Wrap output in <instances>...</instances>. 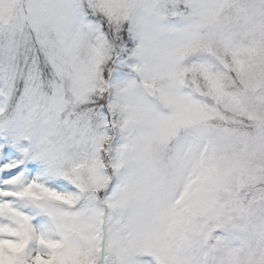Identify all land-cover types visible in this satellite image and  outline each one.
<instances>
[{"label":"snow or ice","instance_id":"snow-or-ice-1","mask_svg":"<svg viewBox=\"0 0 264 264\" xmlns=\"http://www.w3.org/2000/svg\"><path fill=\"white\" fill-rule=\"evenodd\" d=\"M0 264H264V0H0Z\"/></svg>","mask_w":264,"mask_h":264}]
</instances>
